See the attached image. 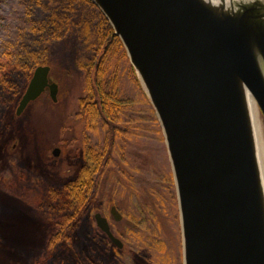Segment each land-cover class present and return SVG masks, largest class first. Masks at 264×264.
Segmentation results:
<instances>
[{"label":"water","instance_id":"95a60500","mask_svg":"<svg viewBox=\"0 0 264 264\" xmlns=\"http://www.w3.org/2000/svg\"><path fill=\"white\" fill-rule=\"evenodd\" d=\"M121 40L160 121L179 202L184 264H264V193L248 110L264 117V0H90ZM35 68L16 110L47 90ZM61 150L55 148L53 156ZM115 221L123 219L113 206ZM113 244L108 219L95 214Z\"/></svg>","mask_w":264,"mask_h":264},{"label":"rangeland","instance_id":"374dc122","mask_svg":"<svg viewBox=\"0 0 264 264\" xmlns=\"http://www.w3.org/2000/svg\"><path fill=\"white\" fill-rule=\"evenodd\" d=\"M64 4L65 0H47L35 11L34 19L44 32L27 35L24 46L47 55L51 81L59 86L58 101L47 92L18 116L33 73L14 72L16 90L5 92L0 106V264H87L88 257L90 264H184L179 202L163 129L129 58L115 48L105 57L104 68L107 90L117 83L120 133L90 218L75 227L53 255L49 253L54 224L69 213L56 209L50 188H62L76 178L85 162L87 138L93 147L104 149L108 136L99 127L95 133L87 131L77 116L80 100L87 96L90 62L99 54L102 19L92 7L77 3L71 30L53 37L50 11ZM10 9V4L4 5L2 13L8 15ZM260 118L264 124L261 113ZM58 147L61 152L55 157L52 152ZM112 206L122 214V222L114 221ZM96 212L126 238L123 252L104 238H89V225L97 228Z\"/></svg>","mask_w":264,"mask_h":264},{"label":"trees","instance_id":"16d2710c","mask_svg":"<svg viewBox=\"0 0 264 264\" xmlns=\"http://www.w3.org/2000/svg\"><path fill=\"white\" fill-rule=\"evenodd\" d=\"M46 1L0 0V106L6 101L5 92L16 90L12 78L14 72L33 73L37 66L49 64L44 52L29 51L24 47L28 36H37L44 32V30L41 31L44 26L34 19V15L36 10L45 5ZM65 2L64 8L50 11L51 20L48 24L53 37L63 31L71 30L73 26L71 13L75 11L73 6L77 3H85L92 7L102 19L98 26L100 41L96 51H99V54L90 62L93 70L87 82V96L80 100V108L88 114L87 119H91L92 123L99 117L105 118L104 127L108 136L104 149L99 147L90 149L86 157L88 162L82 165L75 179L68 181L62 188H50V198L56 202V209L69 210L62 222L54 224V232L47 241L50 255L56 252L59 244L69 239L75 227L88 218L98 196L101 178L110 163L111 149L119 132L114 127L116 110L122 107L114 92L117 83L112 84V89L107 90L106 88L104 62L109 51L114 48L115 52L122 51L121 53L126 55L121 40L114 34L104 15L90 0H65ZM8 4L11 9L6 15L2 13V8ZM95 17L97 20L98 17ZM83 25L85 26L84 32L87 34L89 23L86 22Z\"/></svg>","mask_w":264,"mask_h":264},{"label":"flooded vegetation","instance_id":"af4514ba","mask_svg":"<svg viewBox=\"0 0 264 264\" xmlns=\"http://www.w3.org/2000/svg\"><path fill=\"white\" fill-rule=\"evenodd\" d=\"M46 93H47V91H46ZM117 112H116V118L114 119V121H115V123H114V127H115V129L117 130V131H119L120 132V128L118 127V123H121L122 122V119H121V109H119V110H116ZM77 116H78V118L81 120V122H83V124H84V126H85V128H86V130L87 131H89V132H96L97 130H98V127H99V129L101 128V129H103L105 132H106V130H105V118H103V117H99L98 119H97V121L95 120L93 123L91 122V119H87V116H88V114H85L82 110H81V108L79 107V112H78V114H77ZM120 119V120H119ZM85 143H87L88 144V146H86L85 147V149H84V159H85V162L83 163V165L84 164H86L88 161H87V159H86V157H88L87 156V153L90 151V149L93 147L92 146V144H90L89 143V139L87 138V140H85L84 141ZM59 148V147H58ZM60 149V148H59ZM113 207V206H112ZM111 207V208H112ZM92 211V209L90 210V212ZM90 212H89V215H88V217L90 218ZM123 221V219L122 220H120L119 222H122ZM109 222V224H110V227H111V231H112V233L114 234V236L115 237H117L118 239H120L121 241H122V246L121 247H119V246H116L115 244H113L112 243V241L110 240V238H109V236L104 232V231H102L101 229H99L97 226V228H95L94 226H93V229H92V227H91V225H89V229H88V231H87V234H88V236H89V238H90V236H92V239H94V240H96V239H106L112 246H114L119 252H123L124 251V249L126 248V245H125V242H124V240H126V238L125 237H123V236H121V234H119L120 232H118L117 230H115L114 228H113V226L111 225V223H110V221H108ZM87 223H91L92 224V221H90V220H87ZM95 223H96V221H95ZM127 241V240H126ZM106 243V242H105ZM86 260H88V261H86V263L87 264H90L91 263V261H89V257L86 259Z\"/></svg>","mask_w":264,"mask_h":264},{"label":"bare ground","instance_id":"6f19581e","mask_svg":"<svg viewBox=\"0 0 264 264\" xmlns=\"http://www.w3.org/2000/svg\"><path fill=\"white\" fill-rule=\"evenodd\" d=\"M214 5L225 4L230 6L232 2L239 0H210ZM241 1V0H240ZM251 1V0H248ZM248 110L255 140L256 154L260 172L261 185L264 193V124L260 118V112L256 100L251 94H247Z\"/></svg>","mask_w":264,"mask_h":264}]
</instances>
